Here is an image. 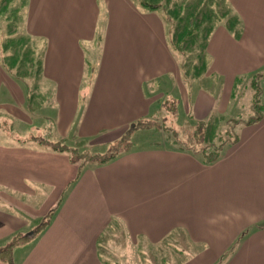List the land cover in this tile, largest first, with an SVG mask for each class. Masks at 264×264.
<instances>
[{"label": "crops", "instance_id": "0c3cea01", "mask_svg": "<svg viewBox=\"0 0 264 264\" xmlns=\"http://www.w3.org/2000/svg\"><path fill=\"white\" fill-rule=\"evenodd\" d=\"M11 1L0 0V23L13 27L2 16ZM228 1L244 13L245 45L213 33L209 73L224 84L217 98L198 89L191 100L157 10L136 0L22 1L15 39L22 54L34 43L33 62L12 58L14 31L0 30V248L28 236L11 264H111L114 235L154 251L148 264H264V115L212 164L158 140L82 166L51 147L109 146L175 91L194 121L230 111L235 75L264 63V0ZM170 245L174 261H158Z\"/></svg>", "mask_w": 264, "mask_h": 264}, {"label": "rangeland", "instance_id": "374dc122", "mask_svg": "<svg viewBox=\"0 0 264 264\" xmlns=\"http://www.w3.org/2000/svg\"><path fill=\"white\" fill-rule=\"evenodd\" d=\"M9 3L6 11L3 10V17L12 18L9 25H1L0 30L8 32L14 31V37L8 38L6 48L12 53V58L22 60V64H30L35 59V46L29 42L27 51L24 54L20 50L19 41L15 39L20 33V21L22 20L23 8L20 6L23 0H13ZM151 3L159 4L158 15L162 17L168 42L176 59L179 69V81L185 87L189 100L193 98L195 92L203 90L214 96L220 94L224 77L218 73H209L212 64V58L208 52V44L213 33L218 29H224L230 38L240 46L245 45V25L243 22L244 13L236 9L228 0H146ZM139 4V1L136 0ZM18 6V9L17 6ZM140 5V4H139ZM141 6V5H140ZM142 7V6H141ZM4 23V22H3ZM1 40V39H0ZM177 40L179 43L177 44ZM25 60V61H24ZM174 92L169 100L173 99L176 104V115L173 118L170 113H158L149 122L144 124L151 125L150 128L137 130L131 133V145L143 146L151 141L158 140L163 145H173L175 139L182 140L185 129L193 126L194 117L191 113L185 117L181 108V97ZM231 108L227 113H219L216 110L211 114L218 115L221 118V126L218 127L224 131V125L232 122H244L252 116L264 115V63L254 70H249L235 75L230 94ZM173 118V119H172ZM227 126V127H228ZM226 127V126H225ZM224 128V129H223ZM177 144V142H176ZM83 159H92L86 161L85 165L94 164L97 158H102L110 153V145L106 147H82L76 149ZM121 240L112 236L108 241V259L111 264H148V259L154 256L153 253H142L136 247L120 243ZM178 242L177 239L171 240V243ZM179 244V243H176ZM162 252L157 253L159 260L168 262L174 261L175 253L172 246H162ZM18 253V252H17ZM15 252V256L17 255ZM22 254L19 252L18 256Z\"/></svg>", "mask_w": 264, "mask_h": 264}, {"label": "trees", "instance_id": "16d2710c", "mask_svg": "<svg viewBox=\"0 0 264 264\" xmlns=\"http://www.w3.org/2000/svg\"><path fill=\"white\" fill-rule=\"evenodd\" d=\"M139 4L146 9L149 10H157L159 9V4L151 3L146 0H138ZM179 41L177 40V44ZM176 104L175 101L172 99H166L163 103L162 112H166V114L170 113V115L174 118L176 115ZM172 118V119H173ZM221 117L218 115H212L206 121H194L193 126H188L185 129V133L182 137V140L175 139L174 141L175 146L187 149L191 151L193 154L198 155L204 164H212L216 160H218L224 153L227 147L234 145L238 142V130L240 127L245 125H251L258 122L262 116L255 114L248 120L244 122L234 123L232 122L230 126L228 124L224 125V131L220 128L218 129L217 126H221ZM149 122V121H147ZM226 126V127H225ZM228 126V127H227ZM151 125L144 124V121H136L132 123L130 127L127 129L126 133L120 138L118 141L112 143L110 145V153L107 156L102 158H97L95 160L96 164H104L118 155L125 153L130 150L132 147V143L130 142V135L131 133L150 128ZM52 149L58 152H63L69 155L70 160L73 163H78L80 166L85 165L86 161L92 160L90 157L89 159H83L82 155H79V152L73 147L67 144H63L61 142L52 144ZM91 162V161H90ZM51 216V215H50ZM50 216L44 218L42 223L38 226V228L33 232L34 235H37L41 232L49 223ZM169 239V238H168ZM166 239V241L168 240ZM28 240V236L24 234H17L15 235L8 244L4 247L0 248V261L6 262L8 264L12 263V254L16 247L20 246ZM176 251V250H175ZM104 250H102V254ZM179 253V251H178ZM167 264L165 261L162 262Z\"/></svg>", "mask_w": 264, "mask_h": 264}]
</instances>
